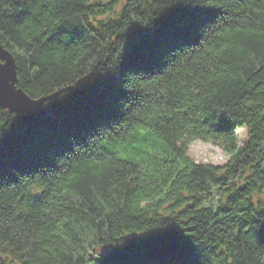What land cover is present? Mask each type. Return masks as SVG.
I'll list each match as a JSON object with an SVG mask.
<instances>
[{
	"label": "trees",
	"instance_id": "trees-1",
	"mask_svg": "<svg viewBox=\"0 0 264 264\" xmlns=\"http://www.w3.org/2000/svg\"><path fill=\"white\" fill-rule=\"evenodd\" d=\"M0 43L56 94L0 107V264H264V0H0Z\"/></svg>",
	"mask_w": 264,
	"mask_h": 264
},
{
	"label": "water",
	"instance_id": "water-1",
	"mask_svg": "<svg viewBox=\"0 0 264 264\" xmlns=\"http://www.w3.org/2000/svg\"><path fill=\"white\" fill-rule=\"evenodd\" d=\"M15 58L12 53L0 43V107L8 111L24 114L37 111L44 102L56 94L39 98L31 97L17 84Z\"/></svg>",
	"mask_w": 264,
	"mask_h": 264
},
{
	"label": "rangeland",
	"instance_id": "rangeland-1",
	"mask_svg": "<svg viewBox=\"0 0 264 264\" xmlns=\"http://www.w3.org/2000/svg\"><path fill=\"white\" fill-rule=\"evenodd\" d=\"M237 135L238 142L240 145H242L247 138L246 128L243 127L237 129ZM188 155L195 162L212 163L215 165H223L228 160V155L221 147L201 140H195L190 143L188 146ZM12 264L19 263L14 261Z\"/></svg>",
	"mask_w": 264,
	"mask_h": 264
}]
</instances>
